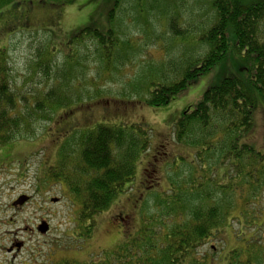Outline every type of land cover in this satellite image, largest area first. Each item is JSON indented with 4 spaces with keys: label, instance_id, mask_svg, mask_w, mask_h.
<instances>
[{
    "label": "trees",
    "instance_id": "16d2710c",
    "mask_svg": "<svg viewBox=\"0 0 264 264\" xmlns=\"http://www.w3.org/2000/svg\"><path fill=\"white\" fill-rule=\"evenodd\" d=\"M76 1L0 0V11L27 3L67 6ZM120 4L117 0L106 29L95 28L94 23L74 31L62 44L67 48L62 57L55 40L49 38L44 49L37 50L31 72L21 84L13 76L7 49L0 48V150L36 139L37 126L54 123L64 111L106 100L100 83L87 78V62L93 56L110 72L115 59L120 63L126 58L116 49L121 47L126 54L131 42L121 44L112 26ZM209 5L214 12L212 25L198 33L206 53L177 74L148 80L142 102L153 108L168 106L219 66L218 81L196 105L182 112L168 140L189 147L193 157H180L178 165L174 158L169 162L173 173L166 169L168 186L153 198L163 228L153 231L146 224L137 236L104 257L87 263L59 259L56 264H205L197 258L198 250L231 225L236 209L241 217L236 219L248 229L256 232L264 225L253 220L258 216L252 212L253 208L264 216L259 203L264 200V123L261 127L257 123L259 111L264 117V0H210ZM170 19L171 32L183 41L189 31L179 27L175 17ZM150 134L136 123H101L74 134L57 150L55 163L44 168L37 187L45 190L60 184L65 189L79 208L76 223L87 239L94 231L95 217L134 182L137 164L150 149ZM163 153L157 149L154 161L143 170V190L149 192L156 162L167 155ZM146 237L151 241H144ZM55 253L52 249L48 256L53 258ZM258 260L264 261L253 258L245 264Z\"/></svg>",
    "mask_w": 264,
    "mask_h": 264
},
{
    "label": "rangeland",
    "instance_id": "374dc122",
    "mask_svg": "<svg viewBox=\"0 0 264 264\" xmlns=\"http://www.w3.org/2000/svg\"><path fill=\"white\" fill-rule=\"evenodd\" d=\"M209 1L121 0L120 7L114 11L112 26L121 44L126 46L127 41L131 42L126 54L121 47L116 49V53L126 58L120 63L115 59L110 72L103 70V63L93 56L87 62V78L100 83L107 93L106 100L64 111L54 123L39 124L36 139L17 141L0 150V264H56L59 259L87 263L90 259L104 257L107 251L137 236L146 224L153 231L163 228L161 220L156 218L153 198L168 186L166 169L173 173L169 162L174 158V164L178 165L180 157H193L189 147L168 140L182 112L196 105L207 88L218 81L219 66L168 106L153 108L142 102L148 80L159 81L163 75L177 74L186 63L206 53L207 48L199 44L201 33H198L203 26L207 30L212 25L214 12ZM116 2L77 0L67 6L27 3L0 11V48L8 51L14 78L19 84L23 82L31 72L34 55L38 49H44L49 38L55 40L56 51L62 57L67 51L62 44L74 31L94 23L93 27L100 30L109 27V16ZM171 17L178 20L179 27L189 31L183 41L171 32ZM227 69L232 70L233 66L228 64ZM102 121L144 126L151 130V146L141 156L130 188L120 194L107 211L95 217L94 231L86 239L76 223L79 208L65 189L60 184L45 190L37 186L44 168L55 163L60 146L74 134L107 124ZM257 123L259 127L264 123L262 111L258 112ZM164 144L167 147L160 148ZM157 149L167 155H161V160L156 162L157 171L152 174L148 190L158 191L150 194L143 190L141 175L144 177L143 170L154 161ZM23 195L32 200L14 207L13 203ZM54 198L59 201L54 203ZM259 203L264 207V200ZM252 212L255 218L258 216L253 220L264 222L259 210L252 208ZM234 215L231 225L198 250L197 258L201 262L245 264L253 258L264 260V225L255 232V228L248 229L247 224L236 219L241 218L238 209ZM42 219L50 225L46 235L38 230ZM144 241L151 240L146 237ZM13 244H22L19 252L17 248L13 253L8 252ZM52 249L56 253L50 258L48 254ZM257 264H264V261L258 260Z\"/></svg>",
    "mask_w": 264,
    "mask_h": 264
},
{
    "label": "water",
    "instance_id": "95a60500",
    "mask_svg": "<svg viewBox=\"0 0 264 264\" xmlns=\"http://www.w3.org/2000/svg\"><path fill=\"white\" fill-rule=\"evenodd\" d=\"M30 200V197L27 195H23L19 197L14 203V207H19V206H24L28 201ZM54 203L58 202V199H53ZM38 230L41 234L46 235L50 231V225L46 222L43 221L41 225L38 227ZM18 249L21 248V245H16ZM11 251V250H10Z\"/></svg>",
    "mask_w": 264,
    "mask_h": 264
},
{
    "label": "flooded vegetation",
    "instance_id": "af4514ba",
    "mask_svg": "<svg viewBox=\"0 0 264 264\" xmlns=\"http://www.w3.org/2000/svg\"><path fill=\"white\" fill-rule=\"evenodd\" d=\"M32 200V198L30 197V200H29V202ZM43 221H45V220H41V222H43ZM17 244H13V246L11 247V253H13L14 252V250H15V248H17V246H16ZM21 245V247H22V244H20ZM21 249V248H20ZM20 249H18L17 248V252H19L20 251ZM10 252V251H9Z\"/></svg>",
    "mask_w": 264,
    "mask_h": 264
}]
</instances>
